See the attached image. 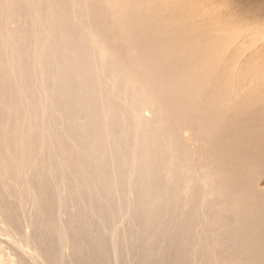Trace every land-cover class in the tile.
<instances>
[{
  "label": "bare ground",
  "instance_id": "1",
  "mask_svg": "<svg viewBox=\"0 0 264 264\" xmlns=\"http://www.w3.org/2000/svg\"><path fill=\"white\" fill-rule=\"evenodd\" d=\"M168 3L0 0V229L19 263L26 245L37 264H264V43Z\"/></svg>",
  "mask_w": 264,
  "mask_h": 264
},
{
  "label": "rangeland",
  "instance_id": "2",
  "mask_svg": "<svg viewBox=\"0 0 264 264\" xmlns=\"http://www.w3.org/2000/svg\"><path fill=\"white\" fill-rule=\"evenodd\" d=\"M167 3H168V1L169 0H165ZM171 1L172 2H176V7H174L172 4H170L171 3ZM171 1H169V3L167 4L168 6L170 5V7H168L166 4V6H160L159 8H160V10H163L164 9V11H160V10H158V12L160 11V14L162 15V14H164V15H168V16H174L175 14L177 15V16H179L180 14L179 13H181V12H178V14L177 13H175V11L177 10V11H186V10H189V11H186V12H183L184 13V15L185 16H187V13H189L190 12V10H191V12L192 11H194V7L190 4V3H192L193 2V0L191 1H189L188 3L190 4V6H189V4H187L185 1L186 0H184V2L186 3V7H193V8H184V7H182L181 9L179 8V10L178 9H175V8H177V5L178 6H182L179 2H182L183 0H171ZM196 1V0H195ZM195 1H194V6L196 7V8H198V9H196V10H203L204 12H202L201 14H200V11H199V15L197 14V13H195V12H198V11H195V12H193V13H195L196 15H197V17L195 16V14H191V17L192 18H194L192 15H194L196 18H198L199 17V19H201V20H203V19H206V20H203V22L205 21V22H207V21H209V20H211V22H207V23H205V25L206 24H208V23H210V25L212 24H214L213 26H210V28H209V26H207L206 25V27L207 28H209V30H211V32H215L216 34L218 33V34H220L221 32L220 31H222L223 33H226L227 31V29H222L221 28V26H225V24H223L224 22L225 23H228V22H230V24H236L237 26H239V28L235 25V27H234V30L236 31V29H238L239 31L241 30V29H248L249 28V30L248 31H246V30H243L244 32H246V33H248V34H244L242 31L240 32V33H242V34H244L243 36L241 35V34H239V31H238V33H236L235 34V32H233L232 31V29H231V27H232V25H230V28H229V26H228V29H230L232 32H228V33H230V34H232V35H229V37H231V38H236L237 36V40L235 39H232L231 41H235V42H237V43H239L240 42V39L242 40V39H244V36H247V35H249L250 33L252 34H257V33H259V35L257 34V36L256 37H258V38H256L255 37V39L253 40V44L252 45H254V46H250L251 48H255V47H258V46H260V43H264V0H198V3H197V1H196V3H195ZM174 2V3H175ZM180 5H179V4ZM185 3H184V5H185ZM182 4H183V2H182ZM199 4V5H198ZM212 4V5H211ZM214 4V5H213ZM223 4V5H222ZM164 5V4H163ZM172 5V6H171ZM183 5V6H184ZM188 5V6H187ZM205 5L206 6H208V7H206L205 8ZM212 7H211V6ZM217 5V6H216ZM204 6V7H203ZM169 9V13H171V14H169V13H167L168 12V9ZM174 8V10H172ZM184 8V10H182ZM203 8H205V9H203ZM209 8V9H208ZM228 8V9H227ZM186 9V10H185ZM207 9V10H206ZM213 9V10H212ZM217 9V10H216ZM237 9V10H236ZM167 10V11H166ZM172 10V11H171ZM216 10V11H215ZM174 11V12H173ZM176 11V12H177ZM161 12H163V13H161ZM164 12H166V13H164ZM207 13V14H206ZM215 13V14H214ZM224 13V14H223ZM233 13H234V15H233ZM174 14V15H173ZM182 14V13H181ZM190 14H188V16L190 15ZM175 15V16H176ZM183 15V14H182ZM213 15V16H212ZM233 15V16H232ZM174 16V17H175ZM187 16V17H188ZM200 16H202L201 18H200ZM216 16V17H215ZM223 16V17H222ZM210 17V18H209ZM232 17V18H231ZM235 17V18H234ZM203 18V19H202ZM215 18V19H214ZM220 18H222L221 20H220ZM208 19V20H207ZM227 19V20H226ZM194 20H195V18H194ZM201 20H198V21H200L201 22ZM223 20V21H222ZM229 20H231V21H229ZM221 21V22H220ZM236 21V22H235ZM239 21V22H238ZM196 22H197V19H196ZM203 22H201V23H203ZM214 22V23H213ZM223 22V23H222ZM242 22V23H241ZM193 23V22H192ZM218 23H219V25H218ZM252 23V24H251ZM254 23V24H253ZM258 23V24H257ZM262 24V25H261ZM248 26V28H246ZM257 26V27H256ZM190 27V26H189ZM212 27H214V28H212ZM192 28V27H191ZM190 28V29H191ZM225 28V27H224ZM227 28V27H226ZM188 29V28H187ZM189 29V31H191ZM220 30V31H219ZM223 30H225V31H223ZM230 30H228V31H230ZM251 30V31H250ZM258 30V31H257ZM188 31V30H187ZM257 31V32H256ZM237 32V31H236ZM236 36H235V35ZM240 35V36H239ZM243 37V38H242ZM261 37V38H260ZM229 40H230V38H229ZM230 41V42H231ZM239 41V42H238ZM261 41V42H260ZM229 41H228V44L230 43ZM234 42V44L233 45H235V44H237V43H235ZM255 44H258V46L257 45H255ZM231 47H227L228 49H231L232 47H233V45H232V42H231ZM229 45V46H230ZM250 47H246V48H244L242 51H243V53L241 52V55H240V57L239 58H242V57H244V56H246V54L249 52V49H250ZM249 48V49H248ZM248 50V51H247ZM251 50V49H250ZM244 51H245V53H244ZM242 54H244L243 56H242ZM146 108H144L143 109V113L145 114V115H151V112L149 111V109H146ZM149 112V113H148ZM187 129V130H186ZM190 129H188L187 127L186 128H184L183 129V134L184 135H186V136H188L189 134H190V131H189ZM189 133H188V132ZM258 175H261V174H258ZM261 177V178H260ZM262 177H264V176H258V177H256V179H257V181L258 182H260V181H264V178H262ZM255 179V180H256ZM259 179V180H258ZM28 205H30V204H26V207L28 206ZM28 209L30 208V206L29 207H27ZM1 222V221H0ZM1 226H4V223L2 222V223H0V227ZM29 227V226H28ZM30 228V227H29ZM29 228H27L26 226H25V228H24V230H26V232H29L30 231V229ZM260 229H256V231L255 232H260L259 231ZM262 230V232H260V234H261V237H259V238H264V228H262L261 229ZM2 232V233H1ZM5 232H3V230L2 229H0V253H1V255H0V264H10V263H12V264H21V263H19L20 261H19V254H17V252L15 251V249L16 248H18V246H15V244L14 243H11V240H10V243H9V240H7L8 239V235L7 234H5ZM257 234V233H256ZM8 237H7V236ZM258 236H260L259 234H258ZM5 239H6V241H5ZM228 240V239H227ZM226 239H225V241H227ZM5 243H7V244H5ZM9 243V244H8ZM3 244V245H2ZM6 245H8V247L6 248ZM11 245V246H10ZM12 246H14V247H16L15 249H14V247H12ZM12 247V248H11ZM249 247H251V246H247V248H246V250H244V256L243 257H245V256H248V253H250V252H252L253 250H254V247L252 248L251 247V249L249 248ZM7 250H6V249ZM9 248V249H8ZM11 248V249H10ZM14 251H13V250ZM23 249H25V250H23V251H25L24 253H23V255H25V256H23L26 260L28 259V257H30L31 256V258H29L28 260L29 261H31L30 262V264L32 263H35V264H37V262H35V261H38V259H39V256H38V254L35 252V251H32V249L29 247L28 248V246H26V245H23ZM26 249H28V250H26ZM30 249H31V251H30ZM4 250V251H3ZM17 250V249H16ZM68 250V249H67ZM67 250H65V251H67ZM3 251V252H2ZM17 251H19V249L17 250ZM219 251V250H218ZM221 251V250H220ZM20 252V251H19ZM18 252V253H19ZM30 252V253H29ZM33 252V253H32ZM4 253H6V255L4 254ZM28 253V256L26 255ZM32 253V254H31ZM37 255H36V254ZM8 254V255H7ZM10 254V255H9ZM34 254V255H33ZM30 255V256H29ZM36 256V257H35ZM35 257V258H34ZM16 258H17V260H16ZM31 259V260H30ZM7 260V261H6ZM4 261V262H3ZM34 261V262H33ZM6 262V263H5ZM8 262V263H7Z\"/></svg>",
  "mask_w": 264,
  "mask_h": 264
}]
</instances>
